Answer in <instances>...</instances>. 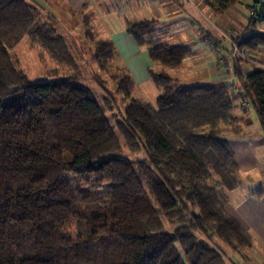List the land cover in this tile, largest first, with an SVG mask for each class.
<instances>
[{"label":"trees","instance_id":"16d2710c","mask_svg":"<svg viewBox=\"0 0 264 264\" xmlns=\"http://www.w3.org/2000/svg\"><path fill=\"white\" fill-rule=\"evenodd\" d=\"M242 1L214 0L220 11ZM41 15L29 1L0 0V264H225L213 238L236 253L251 245L226 210L240 170L223 136L243 131L230 91L154 73L163 88L156 104L132 99L118 123L131 151L147 156L134 161L121 155L87 86L73 77L32 83L11 61L9 48L27 35L71 57ZM153 26L129 23L128 33L154 62L179 66L186 50L148 41ZM263 46L264 32L239 44ZM95 49L101 62L112 59V42ZM131 84L123 77L120 92L131 97ZM242 94L264 131L263 68L247 76Z\"/></svg>","mask_w":264,"mask_h":264},{"label":"crops","instance_id":"0c3cea01","mask_svg":"<svg viewBox=\"0 0 264 264\" xmlns=\"http://www.w3.org/2000/svg\"><path fill=\"white\" fill-rule=\"evenodd\" d=\"M26 1L38 6L42 23L60 34L72 36L86 27L96 41L112 42L114 58L124 65L133 81L134 99L137 95L132 89L137 84H149L155 94L162 92L153 78L157 68L167 73L175 85L194 82L195 87L223 86L230 91L233 112L243 131L239 135L231 133L237 138V148L227 141L239 166L240 185L226 193V210L247 230L252 244L239 249L235 262L225 264H264V190L259 188L260 178H255L264 176V131L242 94L247 76L264 69V46L242 48L256 63L235 57L232 47L234 42L240 44L250 35L264 32V0L260 4L243 0L225 11L218 10L214 0ZM143 21H154L149 36L152 42L186 50L179 66L166 69L154 62L148 46H140L129 35L128 24ZM250 170L257 171L255 177L249 175ZM236 192L239 194L234 196Z\"/></svg>","mask_w":264,"mask_h":264},{"label":"rangeland","instance_id":"374dc122","mask_svg":"<svg viewBox=\"0 0 264 264\" xmlns=\"http://www.w3.org/2000/svg\"><path fill=\"white\" fill-rule=\"evenodd\" d=\"M75 32L76 34L74 33L72 36L57 32L58 36L62 37L65 41L68 54L70 53L71 55L69 58L67 55L61 53H58V55L55 54V56L53 52L45 48L39 40L35 39L33 36L27 35L16 46L9 48L11 61H13L16 68L32 83H44L68 77L77 78L81 84L87 86L93 92L99 105L104 108L110 123L114 126L117 135H119L118 137L122 145L121 155L134 161L145 160L147 158L145 152L141 151L136 153L133 152V150L131 151L118 128V123L119 121H123L128 104L134 99L132 97H127L119 90L120 83L123 77L126 76V72L123 68L124 65H122L118 59L114 58V56L111 60H108L106 64L101 62L95 49L96 40L90 36L87 28L82 27L80 31L77 30ZM146 37L147 40L151 42L149 36ZM239 49L243 50L242 48ZM217 50L220 51L221 49L217 47ZM234 54L235 50L233 49V55ZM247 57L249 58L248 55ZM102 64L106 66L104 67ZM158 69L159 68L156 69V75L162 74L163 72H160ZM188 78L192 80L190 77ZM157 86L161 87L158 84ZM185 86L195 87L196 84L194 82H188ZM160 90L163 92L162 87ZM162 92L160 91L159 94H155L153 88L145 83L137 84L136 89H132V93L135 94L134 96H141H136L138 100L153 105L156 104V96L158 95L159 97ZM250 110L258 120V115L251 104ZM223 138L232 143L231 145L233 148H237V138L234 137L233 134L227 133ZM256 173L257 171L252 173L250 170L249 175L255 177ZM255 178H260L261 184L259 188L260 190H264V176L261 178V176L258 177V175H256ZM238 194L239 193L236 192L233 195L237 196ZM164 221L166 228L172 231V225L168 221ZM199 236L207 240L206 237L202 235ZM209 243L222 253L228 263H233L237 260L238 253L227 244H224L220 239L213 238Z\"/></svg>","mask_w":264,"mask_h":264},{"label":"built area","instance_id":"2783aa9c","mask_svg":"<svg viewBox=\"0 0 264 264\" xmlns=\"http://www.w3.org/2000/svg\"><path fill=\"white\" fill-rule=\"evenodd\" d=\"M232 47L235 50V54L240 59L242 58V60H244V61H248V62L250 61V62L256 63L250 57L248 58L247 55H246V53L243 50H240L239 49L240 47H239V44L238 43H236V42L232 43ZM235 54H234V56L237 57Z\"/></svg>","mask_w":264,"mask_h":264},{"label":"water","instance_id":"95a60500","mask_svg":"<svg viewBox=\"0 0 264 264\" xmlns=\"http://www.w3.org/2000/svg\"><path fill=\"white\" fill-rule=\"evenodd\" d=\"M255 4H260V0H254Z\"/></svg>","mask_w":264,"mask_h":264}]
</instances>
